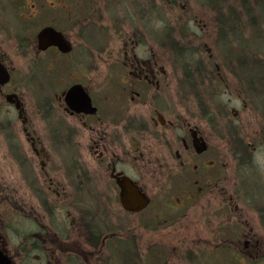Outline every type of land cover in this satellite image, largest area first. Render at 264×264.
<instances>
[{"label": "flooded vegetation", "instance_id": "obj_1", "mask_svg": "<svg viewBox=\"0 0 264 264\" xmlns=\"http://www.w3.org/2000/svg\"><path fill=\"white\" fill-rule=\"evenodd\" d=\"M13 1L0 4V22L41 25L31 34L8 28L30 64L25 83L0 51V110L12 108L18 123L0 118L9 173L0 180V252L11 264H109L120 240L111 206L129 212L120 199L125 178L149 197L138 213L163 180L157 197L166 198L151 216L166 233L156 245L167 252L163 264H264L263 186L242 191L235 171L226 176L220 160L229 151L216 135L231 126L220 124L222 114L215 120L212 98H197L199 83L180 87L178 70L150 41L156 33L141 30L139 0ZM176 2L165 0L173 9ZM214 66L215 83H224ZM3 230L20 238L16 246Z\"/></svg>", "mask_w": 264, "mask_h": 264}, {"label": "rangeland", "instance_id": "obj_2", "mask_svg": "<svg viewBox=\"0 0 264 264\" xmlns=\"http://www.w3.org/2000/svg\"><path fill=\"white\" fill-rule=\"evenodd\" d=\"M28 1L32 3L34 0ZM146 1L148 0H139L138 8L143 34L156 33L150 41H158L161 54L170 58L166 62L168 68L178 70L180 87L184 89L186 84L199 83L196 87H199L201 95L197 98H212L210 104L215 120L222 114L225 120L220 124L231 126V134L222 133L217 127L216 135L219 148L227 146L229 151L227 154L222 149L225 156L220 160L225 164L228 172L226 176L235 171L239 181H243L242 191L258 190L257 186H263L264 190V85L261 83L259 86L260 80L264 79V0H177L174 9L167 6L165 0H154V7L147 5ZM11 3L14 1H0V4L7 6L6 9H9L8 4ZM182 4L185 8L181 7ZM123 6L126 12L131 9L129 1H125ZM168 12L172 15L170 23L165 22ZM9 22V26L0 22V51L15 66V77L24 76L22 83H25L30 64L27 62L28 58L19 53L20 43L15 35H10L8 28L10 32L17 29L24 34H31L37 32L41 24L37 20L22 24ZM203 44L211 49V62H208L209 53ZM215 64L221 67L219 73L224 83H215L220 79L218 72L215 73ZM42 65L39 67L42 68ZM209 65L214 72L209 69ZM185 73H190L193 80L189 81L186 76H181ZM206 75L212 77L211 80ZM249 81L257 87L255 93L247 86ZM184 99L182 93L180 100ZM30 108L31 106H27L28 113ZM0 116L3 120L9 117L12 122L17 123L14 110L7 105L0 110ZM2 148L0 145L1 181L9 174ZM223 174L221 170V177ZM245 180L251 182L247 184V189L244 187ZM162 182V179L157 178L156 187L149 192L155 202L145 211L126 214L119 205L118 209L117 204L116 207L111 206L112 230L118 234L120 240L114 244L115 255L111 254L109 264L111 261L114 264H125L123 250L126 248L130 251L129 258H126L129 264H163L164 258L168 256L167 252L162 255V250L156 245H159L158 241L166 233L162 224L152 223L151 218L156 214L155 210H158V201L159 204L163 203L166 198L157 197L161 192ZM174 192L176 193L175 189ZM111 200L114 199L111 197ZM4 214L5 221L10 225L9 215ZM15 216L19 217L18 214ZM156 225L160 228L156 229ZM22 228L23 226L19 227L20 232ZM2 232L8 238H13L12 245H17L20 238L15 232ZM122 236L129 237L128 244L121 241ZM90 264L99 263L91 260Z\"/></svg>", "mask_w": 264, "mask_h": 264}, {"label": "water", "instance_id": "obj_3", "mask_svg": "<svg viewBox=\"0 0 264 264\" xmlns=\"http://www.w3.org/2000/svg\"><path fill=\"white\" fill-rule=\"evenodd\" d=\"M49 32H41L38 36V42L41 44L45 36L47 37ZM0 72H4V67L0 65ZM4 83V80L2 81ZM88 101L86 100V103ZM119 186L121 188L120 199L122 207L129 212L138 213L145 209L149 203V197H146L138 187H134L132 182L127 178L119 180ZM0 264H11L9 259L0 252Z\"/></svg>", "mask_w": 264, "mask_h": 264}, {"label": "trees", "instance_id": "obj_4", "mask_svg": "<svg viewBox=\"0 0 264 264\" xmlns=\"http://www.w3.org/2000/svg\"><path fill=\"white\" fill-rule=\"evenodd\" d=\"M250 80V79H249ZM261 83L264 85V79L260 80L259 86L261 85ZM247 86L250 87L251 91L253 93H255L257 91V87L251 82H247ZM254 89V90H253ZM261 90V89H260Z\"/></svg>", "mask_w": 264, "mask_h": 264}]
</instances>
